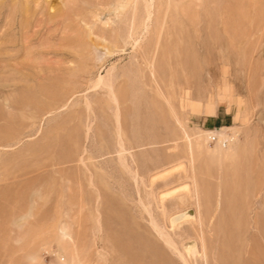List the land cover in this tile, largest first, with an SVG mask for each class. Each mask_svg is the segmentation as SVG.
<instances>
[{
  "label": "rangeland",
  "instance_id": "1",
  "mask_svg": "<svg viewBox=\"0 0 264 264\" xmlns=\"http://www.w3.org/2000/svg\"><path fill=\"white\" fill-rule=\"evenodd\" d=\"M183 258L264 264V0H0V264Z\"/></svg>",
  "mask_w": 264,
  "mask_h": 264
},
{
  "label": "bare ground",
  "instance_id": "2",
  "mask_svg": "<svg viewBox=\"0 0 264 264\" xmlns=\"http://www.w3.org/2000/svg\"><path fill=\"white\" fill-rule=\"evenodd\" d=\"M99 82V81H98ZM108 86H109V84H108ZM110 96H111V94H110ZM45 111V110H44ZM9 118H10V116H9ZM2 133V132H1ZM210 135H213V134H215V132H210L209 133ZM10 137H11V135H10ZM121 147V146H120ZM181 168V167H180ZM179 168V169H180ZM169 172V171H168ZM168 172H166L167 174H168ZM167 174H165V175H167ZM169 175V174H168ZM158 179V178H157ZM182 189H187V193L189 192L188 190V187L187 186H182V187H180V188H178V189H176V190H172V191H169L168 193H166V194H164L163 195V197H166V196H169L170 194L172 195V194H174V193H176L177 191L179 192V190H181L182 191ZM181 214V213H180ZM179 214V215H180ZM181 217H183V219L181 218ZM182 219L183 221L184 220H186V219H188V220H193L194 219V216L193 215H187V214H184V215H180V216H177V217H175L174 216V218H172L171 219V227L173 228L174 227V223L178 220V219ZM168 244H171V243H168ZM187 246V245H186ZM187 249V248H186ZM189 250H190V253H192V251L194 250V247H192L191 249L189 248V249H187V252L189 253ZM186 251V250H185ZM186 252V253H187ZM189 253V254H190ZM191 255V254H190ZM183 260H184V263L186 264V262H185V259L183 258Z\"/></svg>",
  "mask_w": 264,
  "mask_h": 264
}]
</instances>
